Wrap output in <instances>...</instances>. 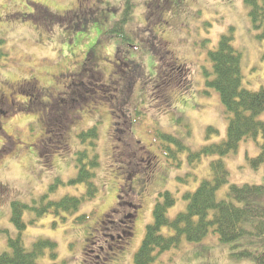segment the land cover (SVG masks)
Instances as JSON below:
<instances>
[{
	"label": "rangeland",
	"instance_id": "obj_1",
	"mask_svg": "<svg viewBox=\"0 0 264 264\" xmlns=\"http://www.w3.org/2000/svg\"><path fill=\"white\" fill-rule=\"evenodd\" d=\"M169 1L0 0V253L20 234L27 250L40 251V264H136L161 194L173 196L168 216L174 218L186 209L185 193L210 175L217 154L196 161L187 150L227 136L219 92L205 82V70H213L209 51L233 29L244 85L256 90L264 85V38L244 0H173L174 8ZM161 3L168 7L158 12ZM125 27L130 35L123 39ZM124 40L139 46L117 49L115 41ZM90 128L95 136L83 141L79 134ZM162 133L187 146L178 158L162 148ZM258 150L248 139L223 158L229 183H264V170L247 161ZM80 158H94L89 182L80 179ZM131 185L132 195L147 186L146 195L119 247L121 232L111 222L120 220L126 202L130 213L121 186ZM227 190L225 184L218 197ZM71 197L77 209L42 211L49 200ZM20 202L28 205L24 226L12 219ZM101 220L105 232H95ZM231 246L210 233L158 253L156 264H254L231 256L237 250Z\"/></svg>",
	"mask_w": 264,
	"mask_h": 264
},
{
	"label": "trees",
	"instance_id": "obj_2",
	"mask_svg": "<svg viewBox=\"0 0 264 264\" xmlns=\"http://www.w3.org/2000/svg\"><path fill=\"white\" fill-rule=\"evenodd\" d=\"M244 1L250 7L253 26L262 30L259 36L264 38V0ZM173 3V0L169 1L171 8H174ZM164 6L168 7L165 3H161V6L156 5L155 8H159L158 12H160ZM94 22L97 25L100 23L98 19H95ZM111 30L113 27L108 31ZM128 35L129 33L125 30V37ZM233 42V29H231L229 33L223 34L217 46L209 51L213 65L212 72L205 70L206 84L219 92L224 106L225 117L228 120L227 136L220 141L204 144L199 150L187 149L191 160L199 161L203 156L212 154H217V159L211 162L210 175L203 178L196 189L185 193L186 209L179 212L176 217L168 216V209L174 202L173 196L169 192L161 194L163 197L156 201L153 207V221L146 226L145 239L136 254V264H156L158 253L177 249L185 240L188 242L200 241L210 233L217 235L222 242L232 243L231 248L237 250L231 252V256L251 260L254 264H264V183H229V171L223 160L227 155L235 153L242 141L252 139L259 150L256 155L247 158L248 165L256 170L261 168L264 170V120L260 118L264 113V85L256 90L244 85L242 52L235 47ZM92 51L94 50L91 49ZM135 68L140 69V66L136 64ZM188 76L189 74H185L183 78L187 79ZM168 82L171 85L178 82L175 73L169 76ZM187 89L189 88L185 90ZM213 130V128L209 129V131ZM93 131L90 128L79 135L85 141L87 136H95ZM162 135L167 140V145L162 146L164 150H167L166 154L171 155L173 159L178 158V151L187 146L173 135L166 133H162ZM169 142L174 143L175 147L170 146ZM85 153L83 151L84 158L87 157ZM146 160L148 163L150 157ZM89 161H82L80 158L82 165L80 179L87 182H89L91 174V166L87 163L93 167L94 158ZM133 166L137 168L139 165L134 163ZM149 171L146 172L147 175L152 174L148 173ZM85 176L86 178H84ZM225 184L228 186L226 195L218 197V191ZM146 188L147 186L141 185L139 195L135 194L131 199L129 193L133 192V186L127 188L121 186L123 191H128V196L123 195V198L130 199V213L124 210L128 207L126 202L127 207L123 208L119 215L121 220L117 229L120 230L123 237L132 233L133 221H131L132 224L128 221L137 214L140 215ZM72 200H77V197H71V201L49 200L47 204H43L42 211H49L53 214V210L57 212L60 209H66L64 212L68 213L69 210L77 209V201L73 202ZM26 207L28 205L22 206V203L13 207L12 219L23 226L25 223L21 222V214ZM119 239L118 245L122 242V238ZM47 244L51 248L53 247L52 242H47ZM9 248V250L0 253V264H40L38 263L40 251L36 247L27 250L20 234L15 239H10ZM83 261H87L85 257H83Z\"/></svg>",
	"mask_w": 264,
	"mask_h": 264
},
{
	"label": "bare ground",
	"instance_id": "obj_3",
	"mask_svg": "<svg viewBox=\"0 0 264 264\" xmlns=\"http://www.w3.org/2000/svg\"><path fill=\"white\" fill-rule=\"evenodd\" d=\"M127 192H128V191H127ZM127 192L124 191L123 194L126 195V196H128V193H127ZM132 196H133V195H131V194L129 193V197L131 198ZM131 199H133V198H131ZM102 223H103V225H102ZM105 226H106V224H105L104 222L100 221V222H99V229H100V230H96L95 232H98V231H99V232H102V233L105 232Z\"/></svg>",
	"mask_w": 264,
	"mask_h": 264
},
{
	"label": "flooded vegetation",
	"instance_id": "obj_4",
	"mask_svg": "<svg viewBox=\"0 0 264 264\" xmlns=\"http://www.w3.org/2000/svg\"><path fill=\"white\" fill-rule=\"evenodd\" d=\"M68 27H70L71 29H73L74 28V26H72V25H70V26H68ZM93 50V49H92ZM132 216V215H131ZM121 220V219H120ZM119 220V221H120ZM102 221V220H101ZM116 222L115 223H113V221L111 222V224L113 225L112 226V228L114 229V230H118L117 228H119L118 227V224L120 223L119 221H118V218L115 220ZM103 222V221H102ZM126 234V233H125ZM128 234H126V236H127Z\"/></svg>",
	"mask_w": 264,
	"mask_h": 264
}]
</instances>
